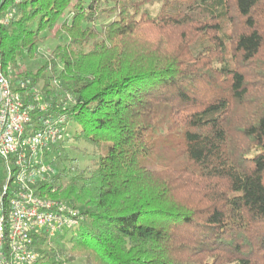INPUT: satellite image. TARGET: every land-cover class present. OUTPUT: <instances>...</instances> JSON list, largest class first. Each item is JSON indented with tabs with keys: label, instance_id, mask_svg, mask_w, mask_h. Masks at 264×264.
<instances>
[{
	"label": "trees",
	"instance_id": "1",
	"mask_svg": "<svg viewBox=\"0 0 264 264\" xmlns=\"http://www.w3.org/2000/svg\"><path fill=\"white\" fill-rule=\"evenodd\" d=\"M0 58L73 98L32 188L83 219L31 264H264V0H0Z\"/></svg>",
	"mask_w": 264,
	"mask_h": 264
},
{
	"label": "built area",
	"instance_id": "2",
	"mask_svg": "<svg viewBox=\"0 0 264 264\" xmlns=\"http://www.w3.org/2000/svg\"><path fill=\"white\" fill-rule=\"evenodd\" d=\"M22 97L0 58V160L4 162L0 166L14 178L8 188L12 193L7 206L0 194V264L36 262L41 236L51 238L83 219L73 202L40 196L32 188L34 181L45 178L50 169L44 158H37L60 136V123L65 118L46 113L35 122L32 112H48V104L35 89L27 104Z\"/></svg>",
	"mask_w": 264,
	"mask_h": 264
},
{
	"label": "rangeland",
	"instance_id": "3",
	"mask_svg": "<svg viewBox=\"0 0 264 264\" xmlns=\"http://www.w3.org/2000/svg\"><path fill=\"white\" fill-rule=\"evenodd\" d=\"M161 5L160 4H155L152 6V12L155 15L158 10L160 9ZM7 22V21H5ZM58 39L54 38L53 36H49L47 40H45L43 43L40 44L38 52L36 54V56L32 59H24L22 61V65H23V69L28 68L31 69L33 71H36L44 62L45 60H47L49 58V56L52 53L53 48L55 47V44H57ZM17 73V72H16ZM16 73L14 72V75L12 76L13 79L16 77ZM9 77V76H8ZM11 77V76H10ZM9 79L11 80L12 78ZM12 79V86H15V82ZM35 90H37L40 93L42 102L46 101V103L48 104L49 108L50 107H55V105H67L69 104L70 101H72V96H70L69 94L67 95V93H64L63 90H61L60 88H56L55 90L52 91H45L43 88V82L38 83L35 87ZM52 114H56L51 112ZM78 155V153H75ZM44 158V154L40 153V155L38 156L37 159H42ZM4 170L3 167L0 166V174L1 172ZM64 234L67 237H70L72 235L71 231H65ZM57 240L54 239L53 244L56 245L55 247H57ZM76 264H84L83 261L78 260L77 262H75Z\"/></svg>",
	"mask_w": 264,
	"mask_h": 264
}]
</instances>
